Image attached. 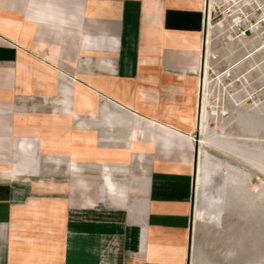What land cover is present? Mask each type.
Returning <instances> with one entry per match:
<instances>
[{
  "label": "crops",
  "instance_id": "crops-1",
  "mask_svg": "<svg viewBox=\"0 0 264 264\" xmlns=\"http://www.w3.org/2000/svg\"><path fill=\"white\" fill-rule=\"evenodd\" d=\"M208 2L0 0V264H197Z\"/></svg>",
  "mask_w": 264,
  "mask_h": 264
},
{
  "label": "rangeland",
  "instance_id": "rangeland-1",
  "mask_svg": "<svg viewBox=\"0 0 264 264\" xmlns=\"http://www.w3.org/2000/svg\"><path fill=\"white\" fill-rule=\"evenodd\" d=\"M224 4L223 29L210 34L214 47L224 46L222 60L206 69L203 105L210 114L223 116L229 112L225 106L235 107L238 133L237 138H198L201 182L194 196L193 243L197 264H264V0ZM212 5L210 22L215 20ZM244 6H253L260 15L253 16V34H236L237 27L226 23ZM247 22L238 19L236 24L246 27ZM245 115L247 131L241 124ZM211 121L223 135V118Z\"/></svg>",
  "mask_w": 264,
  "mask_h": 264
},
{
  "label": "built area",
  "instance_id": "built-area-1",
  "mask_svg": "<svg viewBox=\"0 0 264 264\" xmlns=\"http://www.w3.org/2000/svg\"><path fill=\"white\" fill-rule=\"evenodd\" d=\"M225 0H213L214 2V12H213V16L215 18L214 22L215 23H219L222 20L225 19V17L223 16V11H225V4H224ZM230 1V0H229ZM211 5V0H209L208 2V10H207V21L209 24V18H210V12H209V8ZM235 13V14H234ZM233 14L237 17L234 18H229V20L226 21L227 24L231 23L234 24L237 28L235 30V33L237 30H239L240 34L244 33H251L253 34V26L256 25V21H254V17L260 16L259 14L257 15L258 11L254 10V8H244V9H239L238 11L234 12ZM232 14V15H233ZM238 19H242V21H248L246 25V27L244 25H237L236 21ZM248 24H250V26H248ZM209 26V25H208ZM240 27H244L243 30L240 29ZM237 34V33H236ZM226 45V44H225ZM215 45H213V41L209 42V39L207 38L206 42H205V54H204V58H205V73H206V69L209 67L208 64L210 63H219L222 60V54L220 52L221 49H223L224 46H219L217 45V48L214 47ZM220 47V48H218ZM209 60V62H208ZM223 73V72H222ZM225 74V73H224ZM229 77H231V75H229ZM228 77V78H229ZM231 96V94H229ZM233 97V95H232Z\"/></svg>",
  "mask_w": 264,
  "mask_h": 264
},
{
  "label": "bare ground",
  "instance_id": "bare-ground-1",
  "mask_svg": "<svg viewBox=\"0 0 264 264\" xmlns=\"http://www.w3.org/2000/svg\"><path fill=\"white\" fill-rule=\"evenodd\" d=\"M213 6V5H212ZM234 18V17H233ZM210 20V19H209ZM249 23V22H248ZM232 24V23H231ZM247 24V23H246ZM233 25L234 24H232V25H230V27L232 26L233 27ZM249 26H250V24H248ZM235 26V25H234ZM234 28V27H233ZM206 78L205 79H207L208 78V72H206ZM204 108H205V106H204ZM197 172H198V169H197ZM195 178H196V183H197V174L195 173Z\"/></svg>",
  "mask_w": 264,
  "mask_h": 264
},
{
  "label": "water",
  "instance_id": "water-1",
  "mask_svg": "<svg viewBox=\"0 0 264 264\" xmlns=\"http://www.w3.org/2000/svg\"><path fill=\"white\" fill-rule=\"evenodd\" d=\"M196 171H197V167H196Z\"/></svg>",
  "mask_w": 264,
  "mask_h": 264
}]
</instances>
